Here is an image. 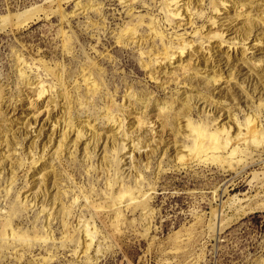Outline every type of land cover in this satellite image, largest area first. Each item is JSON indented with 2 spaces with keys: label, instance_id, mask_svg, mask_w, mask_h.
Here are the masks:
<instances>
[{
  "label": "rangeland",
  "instance_id": "374dc122",
  "mask_svg": "<svg viewBox=\"0 0 264 264\" xmlns=\"http://www.w3.org/2000/svg\"><path fill=\"white\" fill-rule=\"evenodd\" d=\"M260 13L264 0H0V264H264V211L243 209L264 196V89L211 48L264 70ZM223 24L243 35L209 39ZM228 112L244 134L256 118L257 138L226 145Z\"/></svg>",
  "mask_w": 264,
  "mask_h": 264
},
{
  "label": "bare ground",
  "instance_id": "6f19581e",
  "mask_svg": "<svg viewBox=\"0 0 264 264\" xmlns=\"http://www.w3.org/2000/svg\"><path fill=\"white\" fill-rule=\"evenodd\" d=\"M218 6H219L220 9L227 10L223 3H218ZM235 9L242 14V13L245 12L244 9H247V7L243 3V4H238V7H236ZM41 11H40V8H39V9H37L33 13H30V14L27 13V14L20 15L19 16L20 21L17 24H15V25L14 24H11V25H13L14 27H16L17 29L18 28L20 29L22 26L24 27V25H27L28 22H33V21H36V19H39V13ZM228 12H229V10H227V13ZM260 16H261V18H262V20L264 22V13H260ZM243 28H245L246 31H248V32L250 30V26H248V24H246V23L243 24ZM231 29H232V27H229V25L224 26V24H223V25H221V26H219L217 28H214V25H211L210 28L208 29L210 31L206 35L210 39L212 34H215V37H216V35H221L222 36V35H225L227 33V31H228V33H232L233 35L237 34L234 31V28L232 30ZM239 34H240V36H242L243 35V31H238V34L237 35L239 36ZM237 40H239V37H238ZM234 41L236 43V38H234ZM254 42H256V44L258 46H264V40H263V38L256 37V39L254 40ZM211 48L214 51L218 52V53L219 52H224L225 54L229 55L231 58H234L236 60L243 61L246 64H248L249 67L251 68V70L254 71V73L259 77L261 86L264 89V70L262 69L261 66H259V63L258 62H255L254 60L248 58L246 48L245 49H242L241 52H239L238 49H237L236 54H232V51H231L232 49L231 48H228L226 50L224 48L223 43H213ZM202 61L207 65L208 68H210V69L213 70V72H214L213 82L215 84H218L220 81H222L224 79V75H226V74L224 73V71H223V69L221 67L216 66V64H214V62H212L211 59H209V58H207L205 56H203ZM200 64H201V61H200ZM255 92H257V91H255ZM61 96H62L63 100L67 98V90H66V88H63ZM51 101L53 102V98H50L49 103ZM49 103H48V105H50ZM34 106H36V105H34ZM224 122H225V124L222 126V128H223V132L225 134L228 133V134L232 135L233 134L232 132L233 131L235 132L233 139L230 138L229 136L224 138L225 139V144L228 145L229 147H231L233 145V140H234L235 137L237 139H239L240 141H247L249 139H256L257 138V135H258V132H259V125H260V123L257 122V119L256 118L252 119L249 122V128H248L247 134H244V131L239 126L237 116H234V114L232 112H228L226 114V119L224 120ZM143 125H142V122L139 121L138 126L140 127V126H143ZM36 126H37V124H36ZM202 146L203 145L201 144L199 146V149H201ZM234 156H237L236 153L234 154ZM223 159H225V158H222V160ZM262 195H263L262 192H259L256 196H252L247 201L248 202L247 207H243L244 212H245L246 215L249 214L248 213L249 211H264V196H262ZM241 202H242V200H240V203Z\"/></svg>",
  "mask_w": 264,
  "mask_h": 264
}]
</instances>
